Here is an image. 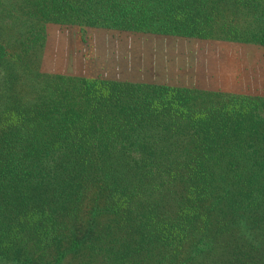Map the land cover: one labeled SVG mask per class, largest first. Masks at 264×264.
<instances>
[{"label":"trees","instance_id":"1","mask_svg":"<svg viewBox=\"0 0 264 264\" xmlns=\"http://www.w3.org/2000/svg\"><path fill=\"white\" fill-rule=\"evenodd\" d=\"M25 1L19 36L0 0V264H264V94L41 69L48 22L264 47V0Z\"/></svg>","mask_w":264,"mask_h":264},{"label":"rangeland","instance_id":"2","mask_svg":"<svg viewBox=\"0 0 264 264\" xmlns=\"http://www.w3.org/2000/svg\"><path fill=\"white\" fill-rule=\"evenodd\" d=\"M20 3L25 15L15 9L11 16L19 36L30 20L26 1ZM46 32L43 71L264 94V47L249 37H175L52 22ZM12 255L3 254V263L32 264Z\"/></svg>","mask_w":264,"mask_h":264}]
</instances>
